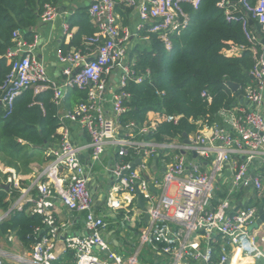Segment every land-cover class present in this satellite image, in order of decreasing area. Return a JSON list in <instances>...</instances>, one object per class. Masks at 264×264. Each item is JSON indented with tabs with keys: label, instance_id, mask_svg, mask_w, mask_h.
I'll use <instances>...</instances> for the list:
<instances>
[{
	"label": "built area",
	"instance_id": "obj_1",
	"mask_svg": "<svg viewBox=\"0 0 264 264\" xmlns=\"http://www.w3.org/2000/svg\"><path fill=\"white\" fill-rule=\"evenodd\" d=\"M201 1L119 0L117 3L115 0H90L88 12L98 33L87 39L86 44L96 46V49L85 54L81 51L63 54L59 50L58 61L65 67L62 82L49 80L46 66L33 55L35 43L28 44L21 31L14 34L16 45L7 55L12 71L1 88L5 95L0 102L5 106L11 108L13 100L32 85L37 93L52 90L57 105L62 103L69 88L89 87L90 90L85 103L60 117L61 141L51 152L53 159L35 181L37 198L26 201L23 195L15 205L22 209L25 203H32L31 212L45 217L47 234L26 254L0 251V264H7L9 259L16 264H56L59 228L51 213L55 197L68 210L85 215L88 235L65 240L67 251L74 254L76 264H233L237 257L241 264H245L241 259L264 261V237L259 240L252 231L259 217L258 207H235L234 198L253 180L250 175L253 168L264 177V50L257 55L253 49L256 65L251 73L253 82L246 89V104L221 111L219 117L223 126H204L197 133L186 134L185 141L156 142L151 136L159 128L160 114L149 113L156 117H148L142 126L129 123L122 127L119 120L127 111L123 100L129 97L123 89L130 82L143 83L150 77V71L141 73L135 62L127 60L132 33L122 28L117 5L136 10L140 20L137 33L146 30L157 34L166 52H171L172 38L190 25L186 7L196 10ZM218 6L225 10L227 21L242 23L251 44L260 41L249 28L248 15H252L264 34V0H258L254 6L248 0H220ZM57 15L58 8L46 5L40 20L52 22ZM63 33L71 36L67 22L63 23ZM144 40L149 39L144 37ZM242 50L237 47L226 54L239 56ZM114 71L119 77L112 98V112L108 114L104 104ZM181 118L173 115L166 120L178 123ZM73 125L87 134L89 140L86 143L75 142ZM198 125L201 127L202 123ZM193 153L197 154L196 158ZM85 154L90 156L93 167L100 165L112 177L106 210L123 212L124 219L130 222L136 221L135 218L142 222L145 213L149 215V221L138 232L137 246L128 254L115 249L110 251V244L104 238L109 223L105 215L100 216L95 211L88 186L91 169L83 161ZM111 154L115 161L105 167L103 159ZM136 160L140 163L136 164ZM256 160L260 162L257 164ZM152 163H159L163 174L151 176ZM227 169L231 183L222 199H217V184ZM14 180L13 176L8 182L14 183ZM254 183L261 193L264 186L256 175ZM151 186L156 192L150 189ZM174 188H177L176 196H173ZM139 196L146 211L138 208ZM219 236L225 243L221 256L214 260V244ZM146 253L160 261H145ZM231 254L238 256L231 259Z\"/></svg>",
	"mask_w": 264,
	"mask_h": 264
},
{
	"label": "trees",
	"instance_id": "obj_2",
	"mask_svg": "<svg viewBox=\"0 0 264 264\" xmlns=\"http://www.w3.org/2000/svg\"><path fill=\"white\" fill-rule=\"evenodd\" d=\"M61 1L0 0V101L5 95L1 88L12 71L7 55L16 45L14 34L21 31L23 39L33 44L35 36L32 28L39 23L45 6L57 8ZM257 1L248 0L251 6ZM219 2L202 0L196 10L186 7L190 25L186 31L172 38L171 52H166L157 34L146 30L139 33L141 38L149 39L150 49L138 54L136 69L141 73L150 71V77L141 84L130 82L123 89L129 97L123 100L127 111L119 119L122 127L129 123L142 126L148 121V114L154 112L160 114V123L151 139L156 142L185 141L184 134L190 136L204 126H223L219 113L240 105L237 93L228 83L236 84L238 92L245 97L246 89L253 82L251 73L256 65L257 56L253 49L261 55L263 46L260 41L255 45L248 41L241 22L227 21L225 10L218 6ZM88 11L89 7L80 9L68 21L70 30L76 28L71 46L84 54L96 49V46H88L86 40L98 33ZM116 12L127 25L131 10L118 4ZM248 17L249 28L259 35L256 21L252 15ZM237 47L243 49L239 56L226 54ZM60 49L63 54L68 53L66 47ZM89 90V87L69 88L62 103L57 105L52 90L37 93L32 85L13 100L11 108L0 102V162L17 174L31 172L29 167L32 163L43 166L50 162L53 159L51 152L58 148L61 141V115L72 113L85 103ZM173 115L182 118L178 123L167 122L166 118ZM129 159L130 156L126 158ZM9 176V173L3 175L2 181L6 183ZM2 186L5 185L0 180V214L7 212L20 196V191L13 187L6 191ZM32 207V203H28L21 210L15 209L0 222V234L14 236L28 251L47 234L44 230L45 217L33 214ZM224 243L221 236L217 237L214 260L221 256ZM76 262L74 254L67 251L57 264Z\"/></svg>",
	"mask_w": 264,
	"mask_h": 264
},
{
	"label": "crops",
	"instance_id": "obj_3",
	"mask_svg": "<svg viewBox=\"0 0 264 264\" xmlns=\"http://www.w3.org/2000/svg\"><path fill=\"white\" fill-rule=\"evenodd\" d=\"M90 4V0H62L59 4L58 8V15L56 19L52 22H43L39 21V23L32 28V32L35 36V47L33 49V55L34 57L42 62L46 68L48 73V78L50 81H56V82H62L65 80V77L63 76L64 66L61 65L58 61V52L61 50V47H66L67 52H74L75 49L71 46V39L73 34L76 32V28L71 30V36L67 37L63 33V23L69 21V19L80 9L88 8ZM131 10V13L127 16V25H124L125 20L121 19V26L124 29H129L132 33V38L130 42L128 43V57L127 60L130 62H135L137 56L140 52L149 50V40H144V38H141L139 36V33H137V27L140 24V20L138 17V14L136 10ZM261 33V34H260ZM258 36L259 40L260 37H263V33L260 32ZM262 35V36H261ZM264 38V37H263ZM263 46V45H262ZM264 50V46H263ZM119 73L117 71H114L109 79V87L106 93V103L104 104V107L108 114L112 112V98L117 86ZM247 108H251L250 106H247ZM264 112V108H263ZM149 118H155V114H148ZM205 130V129H204ZM73 137L75 142L77 143H86L89 139L87 134L77 125H73L72 127ZM204 134H207L206 131H203ZM83 161L85 165H87L88 169L90 170V174L92 177V180L94 181V184H92L93 191L95 195L93 196L94 200V207L96 213L98 215H105L107 217V222L109 223V227L107 231L103 233L104 238L106 239L109 244H112L114 246V249L123 253L128 254L132 252V249L137 246L138 241V232L143 226V222L145 224L147 221L145 218H143L140 222V219L135 218L136 221H126L124 219V213H110L108 210L101 205L103 201V196L101 193V189H107L112 184V177L109 173H106L105 168L101 167L100 165L94 166L92 165V161L90 159V156L88 154H85L83 156ZM115 159L113 158V155H107L103 159V164L105 167H109L111 164H113ZM46 166L39 165L38 163H32L29 167L31 172L29 173H23L17 174L15 170L11 168H6L1 162H0V180L3 185H9L10 189L13 187L14 189L20 191V197L23 195L26 196V201H29L30 199H35L38 196V192L34 186L35 181L38 179L40 173ZM100 168V169H99ZM228 169L225 172V175L223 178L218 182L217 189H216V198L222 199V197L226 194L230 183H231V174H228ZM163 169L159 166V163L156 165L152 163L150 175L151 176H159L163 174ZM10 174L9 178L15 177L14 183H9L2 181V176L5 174ZM230 173V172H229ZM255 173L256 177H259L263 183L264 186V177L262 176L261 172L252 169L250 171V175L252 176ZM9 189V190H10ZM177 194V188L173 189V196H176ZM254 194L257 196V198L264 197V190L261 193H258V191L255 189L253 191L251 189L250 192L242 191L239 192L237 195H235V207H240V204H244L248 201L249 196ZM12 196L10 195V199ZM18 198V199H19ZM18 199L14 200L12 203L10 209L7 212H2L0 216L6 215L8 212H12L15 209L16 202ZM138 201V199H137ZM54 206L51 209V213L55 219L56 225L59 228V234L57 236V248H56V254L58 256V261L63 259V257L66 255L67 247H66V239L75 237V236H84L88 235V231L85 227V215L76 211H70L68 210L59 199L56 197L53 199ZM218 202V201H216ZM30 202H27L23 205H27ZM256 202L252 201L249 204V207L255 206ZM99 206V209L97 207ZM22 207V208H23ZM140 210L141 208L138 207ZM32 209V208H31ZM21 210V209H18ZM9 213V214H10ZM8 214V215H9ZM253 234L257 237V239L260 240L261 237H264V225L260 227H254L252 230ZM264 249V248H263ZM0 251L6 252L8 254L12 255H23L28 253V250H25L22 245L19 243V241L14 236H3L0 234ZM238 256V255H237ZM239 258V257H237ZM235 258L234 261L237 259ZM145 261H148L150 263H155L157 260L160 261L159 258H153L149 253L145 254V257L143 258ZM240 260V258L238 259ZM57 261V262H58ZM242 263L245 264H259L261 262L264 264V261L262 260H249V261H243L241 259ZM56 262V264H57ZM7 264H16L12 260H7ZM237 264H241L240 261H238Z\"/></svg>",
	"mask_w": 264,
	"mask_h": 264
},
{
	"label": "water",
	"instance_id": "obj_4",
	"mask_svg": "<svg viewBox=\"0 0 264 264\" xmlns=\"http://www.w3.org/2000/svg\"><path fill=\"white\" fill-rule=\"evenodd\" d=\"M260 42L264 46V38L263 37H260ZM90 60H87V63L90 62ZM77 72H78V70L75 72V74ZM252 79H253V77H252ZM228 85H229V87L232 89V91L234 93H237V97H238V100H239L240 104H246V102L244 101V97L238 92L239 91V87L236 84L231 83V82H229ZM186 136L187 135L184 134V137H186ZM186 143H188V141H186ZM193 157L196 158L197 157V154L196 153H193ZM243 160H246V159H243ZM255 162L258 164L260 161L259 160H256ZM138 163H140V160H136V164H138ZM228 174H230L229 171H228ZM88 177H89L88 186H89V188L91 190L92 195L94 196L95 193H94L93 188H92V184H94V181L92 180L91 175H89ZM252 178H253V180L251 181V183L249 184V186L248 187H245V188H242L241 189V192L242 191L250 192L251 189L253 191H255V183H254L255 174L252 175ZM2 188L5 189L6 191H9L10 186L9 185L8 186L6 185V186H2ZM150 189L153 192H156V189L153 186H151ZM101 193H102V196H103V201H102L101 205H103V207H105L106 202H107V196L109 194V188H107V189H103L102 188L101 189ZM252 201H255L256 204H258V210H259V214H258L259 217L257 219V223H256V226L255 227L263 226L264 225V197L257 198V196H255L254 194H252L251 196H249V199H248L247 202H245L244 204L243 203L240 204V207L247 208V207H249V204ZM138 207H140L141 210L146 211L145 210V204H144L143 199H142L141 196H139V198H138ZM97 209H99V206L97 207ZM9 213L10 212H8L6 215L0 216V222L2 220H4L5 218H7V216H8ZM144 218H145L146 221H149V215L147 213H145ZM109 249H110V251H114V246L112 244H110ZM235 256H236L235 254H231L230 255V258L231 259H234Z\"/></svg>",
	"mask_w": 264,
	"mask_h": 264
},
{
	"label": "bare ground",
	"instance_id": "obj_5",
	"mask_svg": "<svg viewBox=\"0 0 264 264\" xmlns=\"http://www.w3.org/2000/svg\"><path fill=\"white\" fill-rule=\"evenodd\" d=\"M237 256V255H236ZM239 258H237L234 262H233V264H237L238 263V261H240V260H238Z\"/></svg>",
	"mask_w": 264,
	"mask_h": 264
},
{
	"label": "rangeland",
	"instance_id": "obj_6",
	"mask_svg": "<svg viewBox=\"0 0 264 264\" xmlns=\"http://www.w3.org/2000/svg\"><path fill=\"white\" fill-rule=\"evenodd\" d=\"M100 169V168H99ZM259 264H262L261 262H259Z\"/></svg>",
	"mask_w": 264,
	"mask_h": 264
}]
</instances>
